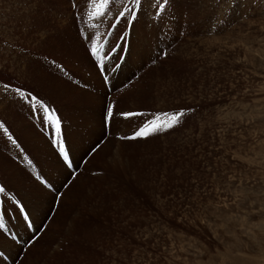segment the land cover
Masks as SVG:
<instances>
[{
    "label": "rangeland",
    "instance_id": "obj_1",
    "mask_svg": "<svg viewBox=\"0 0 264 264\" xmlns=\"http://www.w3.org/2000/svg\"><path fill=\"white\" fill-rule=\"evenodd\" d=\"M0 264H264V0H0Z\"/></svg>",
    "mask_w": 264,
    "mask_h": 264
},
{
    "label": "snow or ice",
    "instance_id": "obj_2",
    "mask_svg": "<svg viewBox=\"0 0 264 264\" xmlns=\"http://www.w3.org/2000/svg\"><path fill=\"white\" fill-rule=\"evenodd\" d=\"M139 2V0H137ZM131 11V10H130ZM109 115H111V109H109ZM131 115V114H130ZM174 119H178V117H174ZM137 135H140V133H137Z\"/></svg>",
    "mask_w": 264,
    "mask_h": 264
}]
</instances>
